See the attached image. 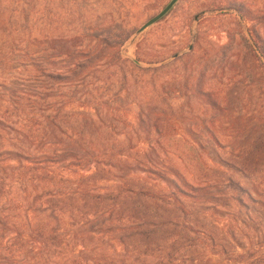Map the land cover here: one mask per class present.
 <instances>
[{
  "label": "trees",
  "instance_id": "obj_1",
  "mask_svg": "<svg viewBox=\"0 0 264 264\" xmlns=\"http://www.w3.org/2000/svg\"><path fill=\"white\" fill-rule=\"evenodd\" d=\"M220 6L214 1L204 10ZM251 14L241 16L247 21L253 19ZM84 27L77 39L62 37L59 42L45 36L20 51L22 60L18 64L35 69L29 80L36 86L21 91L14 101L1 104L0 140L6 128L17 134L10 140L18 141L22 148L19 152L0 153V264H173L179 259H184V264H202L199 259L208 250L222 256L227 264L243 260L244 256L231 253L239 245L218 221L211 226L197 211H186L182 203L175 205L172 197H155L146 179L131 177L134 170L157 172L160 165L152 156L166 164L160 174L168 173L170 153L164 150L163 141L169 126L175 123L157 117L165 115L163 110L172 95L155 83V74L161 70L144 68L124 57L123 48L134 31L117 25L108 39L101 40L96 34L99 30L91 28L96 35L88 40ZM89 56L87 63H75L77 58ZM6 60L0 56V69ZM60 60H70L75 69L52 71ZM138 61L143 63L140 58ZM91 65L93 72L87 73ZM68 86L70 96L64 92ZM131 95L142 109L155 110L154 119L144 111L141 124L148 138L138 134L136 146L132 138L119 141L101 133L108 130L112 134L120 120L112 117L116 109L111 105ZM74 105L80 111H69ZM91 108L98 113L85 112ZM16 113L22 121L20 128L6 126ZM151 134L157 139L150 150L138 149L139 142H151ZM26 145L34 154L24 151ZM159 149L163 158L157 153ZM7 155L17 158L18 165H7ZM69 160L73 162L61 170L71 176L53 170ZM80 170L94 172L80 175ZM229 182L234 183L231 179ZM198 188L204 191L207 186L188 189ZM184 191L183 196L188 194ZM178 213L188 222H182ZM243 227L246 224L241 221L236 228L242 233ZM14 233L24 238L25 250L14 251L16 239H10ZM92 233L97 236L92 237ZM27 235L30 240H26ZM113 244L124 247L125 253L113 254L106 249Z\"/></svg>",
  "mask_w": 264,
  "mask_h": 264
},
{
  "label": "rangeland",
  "instance_id": "obj_2",
  "mask_svg": "<svg viewBox=\"0 0 264 264\" xmlns=\"http://www.w3.org/2000/svg\"><path fill=\"white\" fill-rule=\"evenodd\" d=\"M172 1L0 0V56L7 59L0 69V108L6 101L20 97L21 91L36 86L29 80L35 69L18 64L22 60L20 51L31 46V41L42 40L45 36L57 41L62 37L74 40L81 35L78 32L82 26L87 28L88 40L96 34L101 40L108 39L117 25L134 31L123 48V55L144 68L161 70L155 74V83L172 96L163 110L165 115L157 118L171 119L175 125L169 126L168 136L163 141L164 150L170 153L166 176L159 172L166 167L163 159L152 156L151 159L160 165H157V172L134 170L131 177L146 179L155 197H172L175 205L182 203L186 211H197L211 226L218 221L239 245L238 248L234 246L231 253L244 256L243 260L231 264H264V0H179L157 24L141 34L136 33ZM214 1L220 3L219 9L204 10L207 3ZM250 12L253 19L244 21L241 13ZM27 19L33 21L26 22ZM91 28L99 32L92 34ZM90 57L77 58L75 63L85 60L87 63ZM92 67L94 65L86 72H93ZM52 69L68 72L75 68L70 60H60ZM69 90V86L64 90L68 96ZM111 107L116 109L112 117L120 120L112 134L102 130L103 137L112 135L119 141L132 138L134 146L139 135L148 138L141 118L145 111L154 119V108L142 109L133 95ZM69 111L80 110L74 105ZM85 112L98 113L93 108ZM106 113L105 109L104 116ZM19 116L16 113L10 117L6 126L20 128ZM4 131L0 153L19 152L22 145L20 148L18 141L10 140L17 134L6 128ZM156 137L151 134V142H139L137 148L149 151ZM26 146L24 151L34 154L30 146ZM47 152L51 154V148ZM157 153L164 157L161 149ZM5 158L7 165H18L14 156ZM72 162L58 164L53 170L71 176L61 168ZM79 173L92 174L83 170ZM230 179L234 183H230ZM187 183L191 186L187 187ZM193 186L207 188L204 191L188 189ZM237 186L243 193H239ZM182 189L188 194L183 196ZM180 220L188 222L185 215L183 218L181 215ZM14 221L17 223L19 219ZM241 221L246 224L242 233L236 228ZM25 238L31 239L29 235ZM10 239H16L14 251L25 250L24 238L20 239L18 233ZM106 249L113 254L125 253L119 244ZM199 261L227 264L222 256L209 250ZM184 262L179 259L173 264Z\"/></svg>",
  "mask_w": 264,
  "mask_h": 264
},
{
  "label": "water",
  "instance_id": "obj_3",
  "mask_svg": "<svg viewBox=\"0 0 264 264\" xmlns=\"http://www.w3.org/2000/svg\"><path fill=\"white\" fill-rule=\"evenodd\" d=\"M179 2V0H173L168 7L161 12L159 15L153 17L152 19H150L138 32L137 34H141L142 32L146 31L147 29H149L150 27L154 26L155 24H157L160 20H162L167 14H169V12L177 5V3ZM230 11V10H229ZM178 58V56L175 57V59Z\"/></svg>",
  "mask_w": 264,
  "mask_h": 264
}]
</instances>
